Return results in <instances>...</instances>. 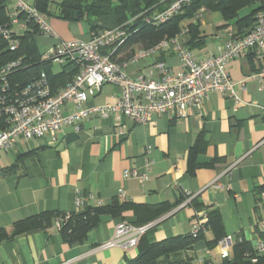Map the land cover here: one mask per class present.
<instances>
[{"label":"crops","instance_id":"obj_1","mask_svg":"<svg viewBox=\"0 0 264 264\" xmlns=\"http://www.w3.org/2000/svg\"><path fill=\"white\" fill-rule=\"evenodd\" d=\"M9 3L10 11L18 4L16 0ZM252 10L245 7L239 14L242 17ZM199 13L182 22L183 31L176 38L202 60L218 54L228 39L227 27H236L219 10L203 8ZM45 18L55 36H37L40 50L59 40L93 36L86 22ZM196 20L201 43L192 45L188 26ZM128 53L121 52L116 61L127 63L124 70L133 78L159 79L155 67L159 61L166 62L174 73L183 70L172 49L133 63L129 60L133 54L125 58ZM54 67L61 69L60 65ZM261 69L254 51L229 63L237 102L225 93L213 92L200 109L190 108L185 117L156 114L141 124L123 116V134L112 116L91 115L80 122L78 130L71 126L55 137L19 139L11 151L0 152V229L11 233L15 222L43 211L72 213L110 205L120 200L121 192L129 204L119 215L102 214L81 240L66 239L57 222L46 230L4 239L0 241V264H124L138 254L137 246L104 247L114 239L120 223L154 227L152 238L162 241L191 233L198 212L206 209L220 213L223 238L241 237L254 250L257 241L264 240L260 227L264 220V79L255 77ZM119 94L117 85L106 83L84 107L115 103ZM64 109L66 114L76 110L71 103ZM201 134L203 151L196 160L212 165L191 172L190 150ZM126 170L147 173L148 179L141 183L136 177L125 178ZM79 197L84 200L81 206ZM195 203L202 209L197 210ZM214 239L215 232L209 228L197 242L192 253L198 264L206 260L223 264L235 258L237 243L225 257L218 243L210 246Z\"/></svg>","mask_w":264,"mask_h":264},{"label":"built area","instance_id":"obj_2","mask_svg":"<svg viewBox=\"0 0 264 264\" xmlns=\"http://www.w3.org/2000/svg\"><path fill=\"white\" fill-rule=\"evenodd\" d=\"M16 8L11 11L14 25L26 27V21L17 17V9H21L35 17L39 25L37 36L54 37L55 34L41 15L32 5L16 0ZM192 0H171L166 9L154 13L146 19L148 23H161L169 20ZM228 39L218 54L199 60L192 51L185 49L177 38L166 39L150 49H139L129 59L138 61L160 51L172 49L179 55L183 70L174 73L168 64L159 61L155 64L160 74L159 79L129 76L124 67L127 63L117 62L112 56L120 49L131 33L126 28L105 29L94 34L89 40H59L55 44L41 50L42 60L53 65H62L74 61L79 66L75 77L65 87L54 92L45 73L24 87H14L9 80L10 73L21 65L20 60L12 61L0 67V119L5 127L0 130V152H9L19 139L25 141L44 138L46 135L55 137L66 127L80 128V122L91 115L102 118L113 117L116 124L121 125L122 134L125 127L122 117L126 116L135 123L146 124L156 114H171L185 117L190 108L200 109L213 92H222L239 101L235 84L229 71V63L249 51H254L262 69L255 75L264 79V12L259 13L256 24L247 33L237 35L233 26L227 27ZM0 36L7 42L11 50L21 45L20 39L13 34L9 25L0 26ZM107 50V51H105ZM111 83L119 87V97L115 103L84 107L91 97L96 96L102 86ZM73 104L74 112L65 113V106ZM263 114H264V108ZM125 178L136 177L141 183L148 179L147 173L140 174L137 170H126ZM120 200L127 199L121 192ZM84 203L83 198L77 199L78 206ZM193 224L192 233L197 235L204 223V211L198 213ZM62 223L57 221L61 228ZM264 230V220L260 223ZM149 225L134 227L128 223H120L116 227L115 237L104 247L120 245L125 249L136 247L140 237L148 230ZM243 238L234 240L231 235L222 238L218 245L223 255ZM256 253H264V240L259 239L254 248ZM256 262V257H250Z\"/></svg>","mask_w":264,"mask_h":264},{"label":"trees","instance_id":"obj_3","mask_svg":"<svg viewBox=\"0 0 264 264\" xmlns=\"http://www.w3.org/2000/svg\"><path fill=\"white\" fill-rule=\"evenodd\" d=\"M170 2L171 0H35L32 7L44 17L53 16L69 22H86L93 35L105 29L126 28L131 35L114 53L113 59H116L123 51L130 52L125 57L127 59L134 54L136 45L142 46L140 49H150L163 40L175 38L183 31L182 22L195 19L203 8L219 10L226 20L234 21L237 30L233 28L237 35L247 33L256 24L259 13L264 12V0H192V3L183 8V11L165 22L158 24L146 22V19L154 13L166 9ZM9 4V0H0V26L9 25L13 34L20 39L21 45L18 49L11 50L5 39L0 36V67L12 61H21V65L9 75L12 85L24 87L45 73L54 92L65 87L78 73L79 66L74 61H68L60 65L61 69L57 71L51 62L43 61L37 44V34L40 30L35 17L20 8L17 9V17L26 21L25 28L17 29L19 25H14L12 22ZM245 7H253V10L241 17L239 13ZM188 27L192 36V45L201 43L198 39L200 22L196 20ZM4 127V121L0 119V130ZM202 143L201 134L190 150L189 170L191 172L198 167L212 165V162L202 164L196 160L198 152L203 151ZM126 201L117 199L110 205L88 207L72 213L43 211L15 222L11 233L1 228L0 241L33 230H46L57 221L62 223L60 230L66 239L81 240L91 227L99 223L102 214H121L129 205ZM195 206L197 210L202 209L198 203H195ZM158 208L149 207L152 210ZM201 211H204V223L197 235L191 232L187 235L155 241L151 236L154 230L152 227L140 237L137 244L138 254L124 264H198L192 252L197 242L204 238L205 231L212 228L215 232V239L210 246L217 245L223 238L220 213L217 210ZM197 219H200L198 215ZM235 249V258L226 260L223 264H264V256L256 253L245 241L238 242ZM250 257H256L257 261L252 262ZM199 264L213 263L206 260Z\"/></svg>","mask_w":264,"mask_h":264},{"label":"rangeland","instance_id":"obj_4","mask_svg":"<svg viewBox=\"0 0 264 264\" xmlns=\"http://www.w3.org/2000/svg\"><path fill=\"white\" fill-rule=\"evenodd\" d=\"M55 1H58V0H55ZM136 48H142V46H140V45H136Z\"/></svg>","mask_w":264,"mask_h":264}]
</instances>
